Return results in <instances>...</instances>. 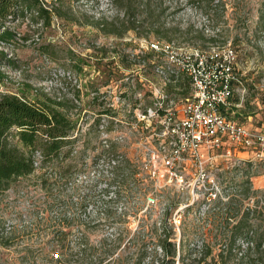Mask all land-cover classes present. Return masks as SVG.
<instances>
[{"label": "rangeland", "instance_id": "obj_1", "mask_svg": "<svg viewBox=\"0 0 264 264\" xmlns=\"http://www.w3.org/2000/svg\"><path fill=\"white\" fill-rule=\"evenodd\" d=\"M41 1L53 12L50 25L19 19L0 29L13 35L1 37L0 53L15 63L0 65V97L59 103L82 125L115 100L121 102V115L138 98L153 106L154 88L165 97L164 106L180 110L190 92L182 86L177 93L168 77L172 71L147 49L148 42L202 51L230 43L246 95L243 100L234 95L231 104L238 107L231 105L229 117L240 123L252 117L259 127L264 123L262 0ZM144 2H151L154 32ZM132 16L143 24L139 32L131 29ZM71 58L79 65L72 69L79 87L52 79L55 67L71 69ZM96 121L80 135L71 175L61 178L57 171L55 179L41 168L0 194V264H162L158 236L163 229H172L177 244L174 264H264V165L244 167L243 176L222 165L212 173L223 191L242 200L229 205L228 213L208 212L202 203L186 207V196L169 188L156 193L154 184L138 177L142 156L136 146L143 141L124 126L118 130L126 133V144H112L107 154H124L126 177L100 187V181L85 180L101 152ZM247 176L251 190L243 199L236 190ZM113 192L117 198H108ZM150 193L155 203L149 208ZM248 208L253 212L245 223ZM175 218L181 220L179 229ZM250 241L253 248L244 252L242 243Z\"/></svg>", "mask_w": 264, "mask_h": 264}, {"label": "built area", "instance_id": "obj_2", "mask_svg": "<svg viewBox=\"0 0 264 264\" xmlns=\"http://www.w3.org/2000/svg\"><path fill=\"white\" fill-rule=\"evenodd\" d=\"M147 49L165 59L166 67L172 71L167 72L175 80L180 76L187 79L191 87L190 95L182 108L175 110L164 106L165 97L154 88L153 95L157 100L153 106L143 104V98H138L136 104L121 115V102L115 100L99 115L93 113L87 124L74 122L71 139L75 142L76 154L80 135L97 120L95 127L101 152L95 164L90 165L92 169L85 180L100 181L101 187L108 181L119 184L122 177L125 179L124 154H107L112 144H126V133L118 130L125 126L144 143L136 146L142 156L137 161L138 177L154 184L156 193L169 188L186 196V207L202 203L208 212L228 213L232 196L223 191L220 181L212 173L222 170L219 167L222 165L223 169L243 176L244 167L264 165V131L241 125L228 114L234 95L238 93L240 100L246 95L238 75L237 53L230 43L212 45L202 51L173 42L150 41ZM53 75L52 79L68 80L77 86L74 73L55 67ZM96 96L98 94H93L92 100ZM202 149L207 152L206 159L202 158ZM239 151L250 158L238 156ZM41 160V156L35 154L36 170L40 169ZM117 195L113 192L108 198H117ZM154 203V193H150L147 205L150 208ZM173 225L179 229L181 220L175 218ZM242 245L244 252L254 246L251 241Z\"/></svg>", "mask_w": 264, "mask_h": 264}, {"label": "trees", "instance_id": "obj_3", "mask_svg": "<svg viewBox=\"0 0 264 264\" xmlns=\"http://www.w3.org/2000/svg\"><path fill=\"white\" fill-rule=\"evenodd\" d=\"M150 1V0H148ZM148 9L147 19H153L149 27H155V15L151 11V2H144ZM53 12L44 6L41 0H0V29L6 24L26 19L34 21L36 24L50 25ZM259 23L264 29V0L260 10ZM132 30L140 31L143 24L137 17L132 16ZM158 33V31H155ZM123 33L120 34V36ZM13 36L8 30L0 34V39ZM168 41L171 39L168 38ZM70 56L75 58V54L70 52ZM71 58L69 68L57 67L59 70L73 74L72 69L79 70V65ZM8 63L15 67V63L6 59L4 53H0V65ZM174 81V88L177 93L182 94V86L186 88V93L191 92V87L186 78L180 77L177 80L173 76H168ZM2 74L0 72V81ZM184 81V82H183ZM75 123L70 120L62 110L59 103L44 101L40 103H30L12 96L0 97V194L10 190L13 185L20 180L28 179L36 174L34 167V156L39 154L42 158L40 169L46 170V175L56 179V174L60 172L61 178L70 174L71 162L74 159L72 154L75 150V142L71 139ZM61 168V170H60ZM58 171V172H57ZM71 175V174H70ZM249 177L244 182L237 185L236 192L243 199H247L251 188ZM242 200L232 198V204ZM251 209L243 214L245 223L249 222L252 214ZM158 236V249L162 253V264H174L176 258V244L171 241L172 229H163ZM251 234V233H249ZM235 237V236H234ZM181 247V246H180ZM181 261V260H180Z\"/></svg>", "mask_w": 264, "mask_h": 264}, {"label": "crops", "instance_id": "obj_4", "mask_svg": "<svg viewBox=\"0 0 264 264\" xmlns=\"http://www.w3.org/2000/svg\"><path fill=\"white\" fill-rule=\"evenodd\" d=\"M231 105H232V107H238L237 104H235V105H234V104H231ZM230 107H231V106H230ZM230 110L232 111V108H229V109H228V114H229V111H230ZM253 121H254V120H253L252 117H248V121H247L246 123H240V122H237V123H239V124H241V125H244V126L250 128V129H252V130H256V131H264V123L259 127V126H255ZM227 145H228V144H227ZM201 155H202V158H204V159L207 158V152H206L204 149L201 150ZM238 156H240V157H242V158H247V159L250 158V156H248V154L244 153L243 151H239V152H238Z\"/></svg>", "mask_w": 264, "mask_h": 264}]
</instances>
